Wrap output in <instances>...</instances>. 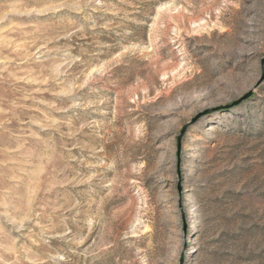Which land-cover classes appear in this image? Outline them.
I'll return each mask as SVG.
<instances>
[{
    "label": "rangeland",
    "instance_id": "1",
    "mask_svg": "<svg viewBox=\"0 0 264 264\" xmlns=\"http://www.w3.org/2000/svg\"><path fill=\"white\" fill-rule=\"evenodd\" d=\"M175 213L264 264V0H0V264H166Z\"/></svg>",
    "mask_w": 264,
    "mask_h": 264
},
{
    "label": "bare ground",
    "instance_id": "2",
    "mask_svg": "<svg viewBox=\"0 0 264 264\" xmlns=\"http://www.w3.org/2000/svg\"><path fill=\"white\" fill-rule=\"evenodd\" d=\"M177 148L173 149L170 154H174L176 153ZM161 158H163L161 156ZM170 161V160H169ZM171 162V161H170ZM173 166L174 168L176 167L177 165V159L174 158L173 161ZM167 168V167H166ZM169 170V169H168ZM168 175V174H167ZM165 176V175H164ZM163 176V177H164ZM187 201H189L190 203L188 204H184V207L187 208L188 206L191 205V200L189 198H186ZM181 213V211H180ZM177 214L178 213H175L174 215H176V217H172L171 218V221H172V233H170V236L168 238V243H169V247L173 250V252L171 254H169L168 256V261L166 262V264H173L172 262L174 261V255L176 254V251L178 249V247L182 244L183 242V239H182V229L179 228V224L180 222L178 221L176 224H175V220H179V217H177Z\"/></svg>",
    "mask_w": 264,
    "mask_h": 264
},
{
    "label": "water",
    "instance_id": "3",
    "mask_svg": "<svg viewBox=\"0 0 264 264\" xmlns=\"http://www.w3.org/2000/svg\"><path fill=\"white\" fill-rule=\"evenodd\" d=\"M249 95H251V92H249L248 94H246V96H244V98H245V97H248Z\"/></svg>",
    "mask_w": 264,
    "mask_h": 264
}]
</instances>
